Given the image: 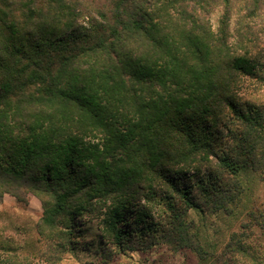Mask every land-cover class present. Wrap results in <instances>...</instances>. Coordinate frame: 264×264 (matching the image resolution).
<instances>
[{
  "label": "trees",
  "instance_id": "1",
  "mask_svg": "<svg viewBox=\"0 0 264 264\" xmlns=\"http://www.w3.org/2000/svg\"><path fill=\"white\" fill-rule=\"evenodd\" d=\"M263 91L264 0H0V199L41 201L56 264L160 246L247 264L192 213L246 208Z\"/></svg>",
  "mask_w": 264,
  "mask_h": 264
},
{
  "label": "rangeland",
  "instance_id": "2",
  "mask_svg": "<svg viewBox=\"0 0 264 264\" xmlns=\"http://www.w3.org/2000/svg\"><path fill=\"white\" fill-rule=\"evenodd\" d=\"M248 98L253 102L264 100V91L261 96ZM243 180L248 188L246 208L229 217L219 216L203 222H199V215L194 213L192 218L201 227L204 226L210 241L218 243V250L234 232L237 241L243 243L246 255L250 257H245L247 264H264V176L256 180L246 176ZM43 212L41 201L33 195L22 201L9 194L0 199V264H56L37 231ZM97 228L93 222L86 224L88 235L87 239H80L81 247L84 243H96L99 240ZM89 254L81 248L75 254L63 258L59 256L57 264H101ZM118 259L115 264H197L190 251L173 254L161 246L147 253H127Z\"/></svg>",
  "mask_w": 264,
  "mask_h": 264
}]
</instances>
